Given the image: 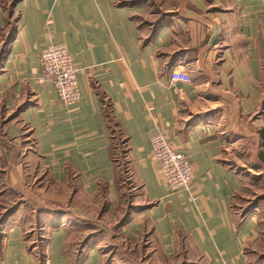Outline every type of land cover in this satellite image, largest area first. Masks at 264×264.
<instances>
[{
	"label": "crops",
	"instance_id": "1",
	"mask_svg": "<svg viewBox=\"0 0 264 264\" xmlns=\"http://www.w3.org/2000/svg\"><path fill=\"white\" fill-rule=\"evenodd\" d=\"M161 2L0 0V264H264V184L245 178L264 170V0ZM50 42L78 69L72 104L40 80ZM156 131L187 188L161 180Z\"/></svg>",
	"mask_w": 264,
	"mask_h": 264
},
{
	"label": "built area",
	"instance_id": "2",
	"mask_svg": "<svg viewBox=\"0 0 264 264\" xmlns=\"http://www.w3.org/2000/svg\"><path fill=\"white\" fill-rule=\"evenodd\" d=\"M40 80H49L55 97L64 104H72L80 97L77 82V67L72 56L62 43L50 42L40 51ZM189 82L190 75L174 69L170 82ZM149 141L152 157L156 161L159 176L170 190L187 188L193 178V166L188 157L175 148L166 135L160 131L153 132Z\"/></svg>",
	"mask_w": 264,
	"mask_h": 264
},
{
	"label": "rangeland",
	"instance_id": "3",
	"mask_svg": "<svg viewBox=\"0 0 264 264\" xmlns=\"http://www.w3.org/2000/svg\"><path fill=\"white\" fill-rule=\"evenodd\" d=\"M152 1H154V0H152ZM164 3L163 2H161V0H155V3H153L152 4V10H153V12L156 14V15H154L153 16V19L155 18H158L159 17V15L163 12V10H162V7L164 6L163 5ZM165 15H167V14H165ZM109 123H110V125H111V129H112V133H113V144L115 145V147H116V152H117V155H118V161H119V163H120V168H121V170H122V177L123 178H125V177H127L126 176V173H125V170H126V160L124 159V155H123V149H124V147H125V144H124V142H123V138H122V135L121 134H119L118 133V131H117V129H116V127L114 126V121H113V119L110 117V119H109ZM246 171V170H245ZM247 172V171H246ZM248 173H249V175L248 176H245V178L247 179V180H249L250 182H251V186H253V187H249L250 189H251V191H252V189L257 185V184H264V170L263 171H261V173H259V172H256V171H251V170H249L248 171ZM128 182V181H127ZM131 184V183H130ZM125 185H127V184H125ZM131 187V185H129V186H127V188H130ZM131 189V188H130ZM256 190L258 191V192H260V188L259 187H256ZM250 193H252V194H250V198L249 197H244V195H249V189H248V187H245V188H243L242 190H241V192L239 193V194H237L235 197H234V199H233V202L235 203V207L238 209V208H240V206L241 207H244V206H246L247 205V202H252V201H256L255 199H256V196L255 195H257V194H264V188L262 189V191L260 192V193H254V192H250ZM255 194V195H254ZM262 200H264V198L262 199ZM249 203V204H250ZM253 203V202H252ZM93 236V235H92ZM91 237V236H90ZM90 237H88L87 239H86V243L88 242V240L90 239Z\"/></svg>",
	"mask_w": 264,
	"mask_h": 264
},
{
	"label": "trees",
	"instance_id": "4",
	"mask_svg": "<svg viewBox=\"0 0 264 264\" xmlns=\"http://www.w3.org/2000/svg\"><path fill=\"white\" fill-rule=\"evenodd\" d=\"M13 33V30H12V28H10L8 31H6V33H1V37L3 38V36H4V41H6V40H8V38L10 37V35ZM106 118L108 119V121H109V118H108V116H106ZM109 124V123H108ZM114 126H115V124H114ZM117 129V128H116ZM109 131H110V138H112L113 139V133H112V129H111V126L109 125ZM117 131H118V133L119 134H121L122 135V133L117 129ZM263 136H264V134H263ZM122 138H123V142H124V144L126 143V139L123 137V135H122ZM262 146H263V148H264V142H263V144H262ZM116 147H115V145H113V154H112V157H113V159L115 160V161H118V155H117V152H116ZM123 151H124V149H123ZM124 153V152H123ZM263 163H264V161H263ZM12 209V208H11ZM11 209H8V211H10Z\"/></svg>",
	"mask_w": 264,
	"mask_h": 264
}]
</instances>
